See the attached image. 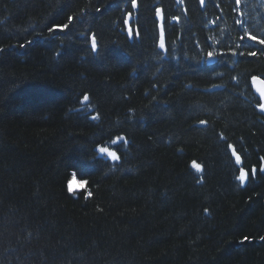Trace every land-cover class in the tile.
<instances>
[{
    "label": "trees",
    "instance_id": "1",
    "mask_svg": "<svg viewBox=\"0 0 264 264\" xmlns=\"http://www.w3.org/2000/svg\"><path fill=\"white\" fill-rule=\"evenodd\" d=\"M204 4L0 0V264H264V0Z\"/></svg>",
    "mask_w": 264,
    "mask_h": 264
},
{
    "label": "snow or ice",
    "instance_id": "2",
    "mask_svg": "<svg viewBox=\"0 0 264 264\" xmlns=\"http://www.w3.org/2000/svg\"><path fill=\"white\" fill-rule=\"evenodd\" d=\"M135 6H136L135 3H133V7H135ZM67 27H68V25L65 24L61 30H64V29H66ZM130 34H131V32H130ZM162 35H163V34H162ZM249 39H255V37H254V36H253V37H249ZM259 42L262 43V44H264V40H261V41H259ZM96 47H97V41H96V38L93 37V38H92V48H93V49H96ZM160 47H161V48L164 47L163 40L161 41ZM209 55H211V53H209ZM250 55L255 56L256 53H255V52H252V53H250ZM87 99H88V97H85V100H87ZM261 110L264 111V105L261 106ZM100 151H101V152H107V149H103V148H102ZM108 155L112 156L113 159H116V155H115V153L108 152ZM237 160H239V157H237ZM194 167H196L197 170H199V166H198V165H194ZM253 171H255V170H253ZM239 178H240L242 181H244V180L247 178V173H243V172H242ZM245 239H247V237H245Z\"/></svg>",
    "mask_w": 264,
    "mask_h": 264
},
{
    "label": "water",
    "instance_id": "3",
    "mask_svg": "<svg viewBox=\"0 0 264 264\" xmlns=\"http://www.w3.org/2000/svg\"><path fill=\"white\" fill-rule=\"evenodd\" d=\"M212 61L213 60L210 58L209 62L211 63ZM253 88H254L255 93L261 99L262 105H264V81L258 78L253 79ZM259 110L262 114H264V111H262L261 108Z\"/></svg>",
    "mask_w": 264,
    "mask_h": 264
},
{
    "label": "rangeland",
    "instance_id": "4",
    "mask_svg": "<svg viewBox=\"0 0 264 264\" xmlns=\"http://www.w3.org/2000/svg\"><path fill=\"white\" fill-rule=\"evenodd\" d=\"M102 148H98V153L101 155V156H104V157H106V158H108V159H111V160H116L117 159V156H116V159H113V157L112 156H110V155H108V152H112V151H109V150H107V152H101L100 150H101ZM103 149H106V148H103ZM112 153H114V152H112ZM116 155V154H115ZM83 186V184L81 183V182H79L78 180H76V179H72L71 180V182H70V184H69V190L71 191V192H76V191H78V190H80V188Z\"/></svg>",
    "mask_w": 264,
    "mask_h": 264
}]
</instances>
